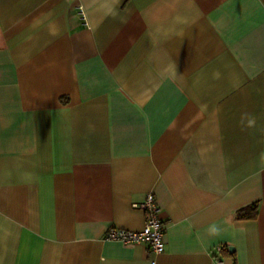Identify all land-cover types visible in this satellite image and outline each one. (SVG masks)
Segmentation results:
<instances>
[{
	"label": "crops",
	"instance_id": "0c3cea01",
	"mask_svg": "<svg viewBox=\"0 0 264 264\" xmlns=\"http://www.w3.org/2000/svg\"><path fill=\"white\" fill-rule=\"evenodd\" d=\"M149 192L164 251L106 240ZM216 257L264 264V0H0V264Z\"/></svg>",
	"mask_w": 264,
	"mask_h": 264
},
{
	"label": "built area",
	"instance_id": "2783aa9c",
	"mask_svg": "<svg viewBox=\"0 0 264 264\" xmlns=\"http://www.w3.org/2000/svg\"><path fill=\"white\" fill-rule=\"evenodd\" d=\"M78 17L83 26H88L86 11L83 6L76 7ZM133 208L142 210L144 214V225L140 231H132L123 228L111 227L105 234L106 240L118 241L121 243H145L148 245L153 255L161 254L164 251V225L159 215V207L156 197L149 192L141 202L132 203ZM217 250H221V246H216ZM155 263L154 260L151 262ZM215 264H224L222 258L216 257Z\"/></svg>",
	"mask_w": 264,
	"mask_h": 264
},
{
	"label": "trees",
	"instance_id": "16d2710c",
	"mask_svg": "<svg viewBox=\"0 0 264 264\" xmlns=\"http://www.w3.org/2000/svg\"><path fill=\"white\" fill-rule=\"evenodd\" d=\"M258 203L253 202L247 206L239 208L236 211V217L238 219H254L257 216Z\"/></svg>",
	"mask_w": 264,
	"mask_h": 264
},
{
	"label": "clouds",
	"instance_id": "9594fccd",
	"mask_svg": "<svg viewBox=\"0 0 264 264\" xmlns=\"http://www.w3.org/2000/svg\"><path fill=\"white\" fill-rule=\"evenodd\" d=\"M255 125V117H251L248 120V126H254ZM221 231V227L219 225L213 224L208 229V235H218Z\"/></svg>",
	"mask_w": 264,
	"mask_h": 264
},
{
	"label": "water",
	"instance_id": "95a60500",
	"mask_svg": "<svg viewBox=\"0 0 264 264\" xmlns=\"http://www.w3.org/2000/svg\"><path fill=\"white\" fill-rule=\"evenodd\" d=\"M232 250H233V247L230 246V247H229V251H232Z\"/></svg>",
	"mask_w": 264,
	"mask_h": 264
}]
</instances>
